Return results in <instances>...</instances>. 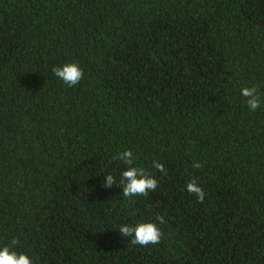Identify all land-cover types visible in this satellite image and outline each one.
I'll list each match as a JSON object with an SVG mask.
<instances>
[{"label": "trees", "instance_id": "trees-1", "mask_svg": "<svg viewBox=\"0 0 264 264\" xmlns=\"http://www.w3.org/2000/svg\"><path fill=\"white\" fill-rule=\"evenodd\" d=\"M73 62L69 87L52 69ZM252 86L264 99V0H0V248L17 239L34 264H264ZM127 150L159 181L148 197L122 194ZM157 215V245L118 232Z\"/></svg>", "mask_w": 264, "mask_h": 264}, {"label": "clouds", "instance_id": "clouds-1", "mask_svg": "<svg viewBox=\"0 0 264 264\" xmlns=\"http://www.w3.org/2000/svg\"><path fill=\"white\" fill-rule=\"evenodd\" d=\"M52 72L69 87L77 86L84 78L83 69L79 64L74 62L54 67ZM241 95L246 98L247 105L253 112L264 104V99H262L256 86L242 88ZM113 159H118L127 165V168L121 173V179L119 181V184L122 185L120 188L125 198L132 201L134 197H148L150 192H156L159 186L158 179L150 171L136 166V156L131 150L124 151L118 156L113 157ZM201 166L199 162L193 165L197 169ZM153 167L163 175H167L164 164L156 161L153 163ZM104 178V188L110 189L113 186H117V181L113 175L109 174ZM186 191L194 194L199 202H204L205 192L199 186L196 179H192L186 184ZM163 224H165L164 217L157 215L154 221L139 222L134 226L128 224L121 225L118 232L124 238H131L130 243L132 245L147 247L149 245H157L161 242L164 233L160 225ZM18 244L19 241L13 239L10 246L0 248V264H34L33 260L27 254L14 250Z\"/></svg>", "mask_w": 264, "mask_h": 264}]
</instances>
